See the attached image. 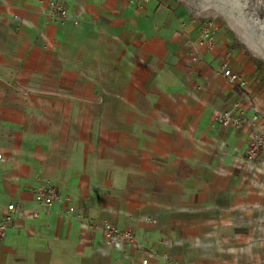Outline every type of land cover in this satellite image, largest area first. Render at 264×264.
I'll list each match as a JSON object with an SVG mask.
<instances>
[{
	"label": "crops",
	"instance_id": "obj_1",
	"mask_svg": "<svg viewBox=\"0 0 264 264\" xmlns=\"http://www.w3.org/2000/svg\"><path fill=\"white\" fill-rule=\"evenodd\" d=\"M63 1L52 22L47 0H0V216L23 210L0 264H264V150L245 155L264 84L249 61L217 33L191 61L200 23L176 0ZM234 102L241 128L215 120ZM39 183L60 195L48 209ZM105 223L136 243L107 242Z\"/></svg>",
	"mask_w": 264,
	"mask_h": 264
},
{
	"label": "built area",
	"instance_id": "obj_2",
	"mask_svg": "<svg viewBox=\"0 0 264 264\" xmlns=\"http://www.w3.org/2000/svg\"><path fill=\"white\" fill-rule=\"evenodd\" d=\"M131 3L138 6L144 5L153 0H129ZM46 13L48 18L52 22H63L67 18V9L63 0H47ZM74 23H77L74 21ZM216 24L212 19H206L200 23L197 35L190 42L189 57L191 61L197 62L200 59L202 52H211L215 48L216 44ZM218 71L230 83H235L240 87L246 86V79L239 73L234 72L229 65L228 59H224L219 63ZM256 114L253 119H256ZM215 120L222 126H233L235 128H241L246 122V116L240 107L238 102L232 103V105L215 115ZM264 150V124L260 125L252 134L249 139V143L245 152L248 160H253L260 155ZM1 157V154H0ZM33 195L35 201L43 208L48 209L54 202L59 200V193L54 186L39 183L33 188ZM67 199V197H66ZM18 213L23 214V210L17 208L14 203H10L5 208V213L0 216V243L6 235V228L9 222L12 220V216ZM37 215L36 212L33 213ZM83 218L82 215H79ZM101 234L104 239L109 243L118 244L121 246L132 245L136 243V236L130 228H120L112 223H105L101 227ZM146 254V251H143ZM169 260V257H165ZM142 264H147V257L141 260Z\"/></svg>",
	"mask_w": 264,
	"mask_h": 264
},
{
	"label": "rangeland",
	"instance_id": "obj_3",
	"mask_svg": "<svg viewBox=\"0 0 264 264\" xmlns=\"http://www.w3.org/2000/svg\"><path fill=\"white\" fill-rule=\"evenodd\" d=\"M202 23L212 19L225 48L242 54L264 84V0H176Z\"/></svg>",
	"mask_w": 264,
	"mask_h": 264
}]
</instances>
